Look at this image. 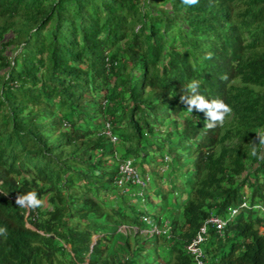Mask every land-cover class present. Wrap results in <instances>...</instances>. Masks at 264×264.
Returning a JSON list of instances; mask_svg holds the SVG:
<instances>
[{
    "label": "trees",
    "instance_id": "obj_1",
    "mask_svg": "<svg viewBox=\"0 0 264 264\" xmlns=\"http://www.w3.org/2000/svg\"><path fill=\"white\" fill-rule=\"evenodd\" d=\"M192 80L228 127L186 111ZM255 88L264 0H0V264H195L185 246L211 214L207 264H264ZM127 159L142 184L117 183ZM33 191L49 206L15 204ZM123 225L135 237L106 257Z\"/></svg>",
    "mask_w": 264,
    "mask_h": 264
},
{
    "label": "clouds",
    "instance_id": "obj_2",
    "mask_svg": "<svg viewBox=\"0 0 264 264\" xmlns=\"http://www.w3.org/2000/svg\"><path fill=\"white\" fill-rule=\"evenodd\" d=\"M199 0H182V3L186 6H195ZM213 58V53L207 52L203 60H211ZM222 79H226L222 77ZM190 95H182L181 101L186 105V111L192 113L194 110L202 112L205 116L204 127L206 129H214L219 126H223L226 118L231 115L232 108L226 104L223 100L213 99L208 100L203 95L199 94L200 82L192 80L186 86ZM259 139V144L264 145V131L256 133ZM252 156H257L256 144H253L251 150ZM44 202L37 198L36 192H28L23 195H17L15 199V204L20 207H26L29 209H36L42 206ZM0 235H7L6 228H0Z\"/></svg>",
    "mask_w": 264,
    "mask_h": 264
},
{
    "label": "built area",
    "instance_id": "obj_3",
    "mask_svg": "<svg viewBox=\"0 0 264 264\" xmlns=\"http://www.w3.org/2000/svg\"><path fill=\"white\" fill-rule=\"evenodd\" d=\"M106 127H108V125ZM105 134L109 138L110 142L114 143L117 140L116 136L111 134V132L108 129L105 130ZM118 175L119 178L117 180V183H120L122 180H130L131 182L142 184V182L140 181V179L138 178L135 172V169L131 167V161L129 159L122 161L119 164ZM241 206L246 207V203L242 202ZM255 207H257L260 210L263 209V207L260 205H255ZM228 211L229 214L232 215L236 212V208H229ZM208 225L213 226L216 232H220L224 225V220L216 214H211L199 227L194 237L186 244L185 249L193 257L195 264H207L203 258V251L201 245L204 240L206 226ZM140 231H143L144 233L147 232L149 234H151L152 232H157L154 226L151 227V229L140 230Z\"/></svg>",
    "mask_w": 264,
    "mask_h": 264
},
{
    "label": "rangeland",
    "instance_id": "obj_4",
    "mask_svg": "<svg viewBox=\"0 0 264 264\" xmlns=\"http://www.w3.org/2000/svg\"><path fill=\"white\" fill-rule=\"evenodd\" d=\"M6 53L10 54L11 53V48L7 47L5 49ZM257 90H261V91H264V89H258V88H255ZM230 120H231V117L228 116L225 120V125L226 127H228L230 125ZM229 144V143H228ZM44 203L42 204L41 208H46L48 207L49 205L47 204L46 202V198H42L41 199ZM137 229L133 226V227H127L125 225L123 226H120L118 227L115 232H113V234L111 235V238H110V242H109V248L108 250L106 251L105 253V256L107 257L108 255L111 257V258H117L118 257V253L116 251L117 248H121L125 242L126 239L128 238H133L135 237L134 236V232L136 231ZM142 233H144L143 231H141ZM96 238V236H92V241H94Z\"/></svg>",
    "mask_w": 264,
    "mask_h": 264
}]
</instances>
